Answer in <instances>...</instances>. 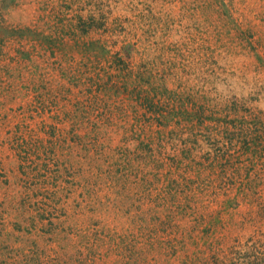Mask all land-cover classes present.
Returning <instances> with one entry per match:
<instances>
[{"label":"rangeland","instance_id":"rangeland-1","mask_svg":"<svg viewBox=\"0 0 264 264\" xmlns=\"http://www.w3.org/2000/svg\"><path fill=\"white\" fill-rule=\"evenodd\" d=\"M0 264H264V0H0Z\"/></svg>","mask_w":264,"mask_h":264}]
</instances>
